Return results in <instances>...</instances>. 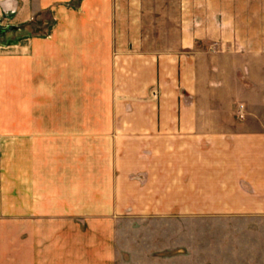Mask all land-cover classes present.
Returning <instances> with one entry per match:
<instances>
[{
	"label": "crops",
	"instance_id": "1",
	"mask_svg": "<svg viewBox=\"0 0 264 264\" xmlns=\"http://www.w3.org/2000/svg\"><path fill=\"white\" fill-rule=\"evenodd\" d=\"M0 15V264H170L171 220L264 225V0Z\"/></svg>",
	"mask_w": 264,
	"mask_h": 264
},
{
	"label": "rangeland",
	"instance_id": "2",
	"mask_svg": "<svg viewBox=\"0 0 264 264\" xmlns=\"http://www.w3.org/2000/svg\"><path fill=\"white\" fill-rule=\"evenodd\" d=\"M9 12L11 16L17 13L14 8ZM11 16L4 18L0 15V28H6L0 36L18 33L17 21ZM44 19L47 17L44 16ZM37 28L39 34L49 33V27L41 25ZM5 46L16 51V38L10 44H5L4 48ZM222 94L225 96L226 93L223 91ZM210 101L213 107L215 100ZM235 101L234 114L242 116L246 111L245 102L240 98ZM224 102L225 97L218 98L217 113H230ZM260 113L264 114V110ZM252 222L241 218L171 220V256L180 253L185 254L186 258L184 261L171 260L170 264H264V225L256 232L251 228Z\"/></svg>",
	"mask_w": 264,
	"mask_h": 264
},
{
	"label": "water",
	"instance_id": "3",
	"mask_svg": "<svg viewBox=\"0 0 264 264\" xmlns=\"http://www.w3.org/2000/svg\"><path fill=\"white\" fill-rule=\"evenodd\" d=\"M4 31H6V28L5 29L0 28V34H2Z\"/></svg>",
	"mask_w": 264,
	"mask_h": 264
}]
</instances>
